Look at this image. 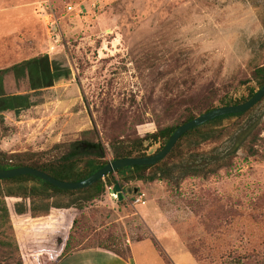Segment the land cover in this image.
I'll list each match as a JSON object with an SVG mask.
<instances>
[{"label":"rangeland","instance_id":"rangeland-1","mask_svg":"<svg viewBox=\"0 0 264 264\" xmlns=\"http://www.w3.org/2000/svg\"><path fill=\"white\" fill-rule=\"evenodd\" d=\"M14 2L36 3L0 16L4 29L22 27L0 38V70L44 54L57 78L34 95L31 89L40 85L34 74L3 75L4 152L50 150L91 129L104 143L144 137L176 122L179 110L170 106L173 102L240 99L250 88L259 90L253 71L264 65V0ZM217 129L224 132L216 142L185 149L169 163L170 184L125 183L122 201L107 190L102 201L86 208L98 231L111 232L130 248L135 264H176L175 253L182 254L183 264H221L229 252L262 250L264 162L247 158L245 146L253 136L254 149L264 156V100ZM145 146L151 156L160 143ZM225 158L231 165L216 176L182 179L188 168ZM34 186L0 185V194L14 202ZM141 193L145 205H135ZM77 198L58 195L32 203L37 210L24 227L18 226L24 220H12L20 255L60 235ZM97 262L109 264L105 258Z\"/></svg>","mask_w":264,"mask_h":264},{"label":"trees","instance_id":"trees-1","mask_svg":"<svg viewBox=\"0 0 264 264\" xmlns=\"http://www.w3.org/2000/svg\"><path fill=\"white\" fill-rule=\"evenodd\" d=\"M56 70V68L52 67L48 56L41 55L0 70V82L3 75L8 72L15 75L23 73L34 74L37 78L36 81L40 82V85L35 86L36 88L31 89L30 92L36 95L53 86V82L57 78L54 72ZM67 74V78L70 79ZM253 79L257 84V89L264 85V65L254 69ZM256 92L257 90L250 88L247 95L240 99L228 96L209 99L206 97L200 103L187 106L173 102L170 106L179 110L176 122L170 126L159 128L156 132L147 134L144 137L125 136L114 138L108 143H104L98 138L96 129H91L83 131L78 140L55 144L50 150L46 151L7 153L0 149V169L31 167L60 181L79 182L103 168L110 161L131 157H147L146 142L160 143V148L155 153L159 152L179 126L218 107L240 105L253 97ZM262 100H264V97ZM252 109L237 115L219 117L190 130L178 140L164 160L153 166L119 169L85 189L74 191L60 190L29 175L0 180V185L27 186L28 184H36L37 186L30 187L28 189L29 192L25 194H19L18 200L14 202L10 201L7 203L4 200L5 197L0 194V264H24V262L28 264H57L67 255L88 249L104 250L126 262H131L130 248H124L120 240L111 232L104 234L98 231L89 215H87L86 208L102 201L108 187H113L114 189L118 185L121 192H123L125 183H151L164 180L170 184L172 167L169 163L171 161L180 159L185 149L188 151L205 143L216 142L219 133L224 132L217 129L223 120L243 118ZM2 131L3 127L0 121V137ZM245 151L247 158L259 159L264 162V156L254 149L253 136L245 146ZM230 165L231 159L225 158L224 160L214 161L202 168H188L183 171L182 179L188 177L209 179L218 175L219 171L230 167ZM123 172H129L130 174L120 178V174ZM58 195L78 196L73 203L65 226L58 233L60 235L55 237L54 240L45 241L46 244L43 246H32L28 251H23L20 255L21 247H18L13 241L11 221L20 218L24 221L18 223V226H26L35 214L34 211L37 210L38 205L33 207L32 203H45ZM160 254L165 256L162 252ZM192 256L194 257L193 254ZM169 262L168 264H173V262ZM221 264H264V245L262 250L258 252L253 251L242 254L236 251L229 252L221 257Z\"/></svg>","mask_w":264,"mask_h":264},{"label":"water","instance_id":"water-1","mask_svg":"<svg viewBox=\"0 0 264 264\" xmlns=\"http://www.w3.org/2000/svg\"><path fill=\"white\" fill-rule=\"evenodd\" d=\"M263 97H264V85L255 93L253 97H251L249 100H247L246 102L240 105L218 107L202 115H199L194 119H192L191 121L179 126L171 135L166 145L154 155L147 157H131V158H124V159L110 161L103 168H101L100 170H98L88 178L79 182L60 181L49 176L48 174L42 171H39L31 167L0 169V180L29 175L36 177L44 181L45 183H48L60 190L74 191V190L85 189L119 169L128 168V167L153 166L161 162L169 155V153L172 151L178 140L190 130L202 126L219 117L245 113L250 109H252L257 103H259L263 99ZM114 191L117 194L118 201H122L123 196L118 185L114 187Z\"/></svg>","mask_w":264,"mask_h":264},{"label":"crops","instance_id":"crops-1","mask_svg":"<svg viewBox=\"0 0 264 264\" xmlns=\"http://www.w3.org/2000/svg\"><path fill=\"white\" fill-rule=\"evenodd\" d=\"M14 1H18V0H0V16L3 17L6 14H9V13H12L18 10L26 9L30 7V5H33L36 3L34 2L32 4H28V3L22 4V3L14 2ZM22 26L24 27L23 23H22ZM4 28H5V22L1 21L0 22V38L1 39H2V36L5 37L7 35H11L14 32H17V29L20 30L22 27L13 26V28H9V29H4ZM38 56H41V55H38ZM32 58H35V57H32ZM26 60H29V59H26ZM26 60H23V61H26ZM49 61L51 60L49 59ZM181 255H182L181 253L180 254L175 253L172 255L173 260L176 264H183ZM98 258L107 259L109 264H130L120 259L119 257L115 256L114 254L104 251V250H100V249H88V250H81V251L74 252L62 258L57 264H99L97 262ZM131 260L133 261V259ZM132 264H135V262L133 261Z\"/></svg>","mask_w":264,"mask_h":264},{"label":"built area","instance_id":"built-area-1","mask_svg":"<svg viewBox=\"0 0 264 264\" xmlns=\"http://www.w3.org/2000/svg\"><path fill=\"white\" fill-rule=\"evenodd\" d=\"M69 10H72V8H69ZM107 190L109 191V195L114 200H117V194L114 191L113 187H108ZM146 195L144 193H141L137 195L134 204L135 205H145Z\"/></svg>","mask_w":264,"mask_h":264}]
</instances>
